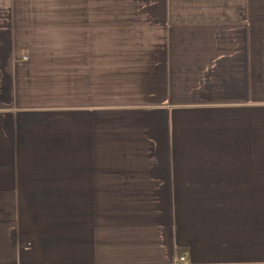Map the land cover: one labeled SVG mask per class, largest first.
I'll list each match as a JSON object with an SVG mask.
<instances>
[{"label":"crops","instance_id":"1","mask_svg":"<svg viewBox=\"0 0 264 264\" xmlns=\"http://www.w3.org/2000/svg\"><path fill=\"white\" fill-rule=\"evenodd\" d=\"M0 264H264V0H0Z\"/></svg>","mask_w":264,"mask_h":264}]
</instances>
